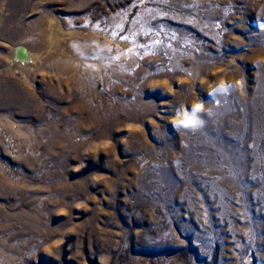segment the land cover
Returning <instances> with one entry per match:
<instances>
[{
	"label": "rangeland",
	"instance_id": "374dc122",
	"mask_svg": "<svg viewBox=\"0 0 264 264\" xmlns=\"http://www.w3.org/2000/svg\"><path fill=\"white\" fill-rule=\"evenodd\" d=\"M263 138L264 0H0V264H264Z\"/></svg>",
	"mask_w": 264,
	"mask_h": 264
},
{
	"label": "bare ground",
	"instance_id": "6f19581e",
	"mask_svg": "<svg viewBox=\"0 0 264 264\" xmlns=\"http://www.w3.org/2000/svg\"><path fill=\"white\" fill-rule=\"evenodd\" d=\"M45 23H46L45 27L43 28L42 32H40V34H39V39L40 40L44 39V40L48 41L49 43H51L50 42L51 40L58 41L55 37V36H58V32H54L53 28L51 30L50 27L55 26V27H57L58 30L59 29L61 30L60 26L58 25V24H60L59 20L54 16L47 17V19L45 20ZM66 31H67L68 35H70L72 37L70 39H66L64 41V43L59 45L60 46L59 51L56 52L55 54L50 55L47 58V60H46L47 64L48 63H52L55 65L65 64V65H69L71 68H74L73 65H76V63L78 65L77 60H79V58L76 56V54H75V56L78 58L76 60L74 59V57H72L73 59H71L70 56L64 55L65 52L67 51V48L69 49L68 51H70L71 53H77V54L81 55V57L84 58L85 60H86V58H89V55H91L90 53L97 51L96 47H93V49L89 47L92 44V42H95V43L98 42V41H96V39L94 37L87 36V34H82L80 32L75 33L76 31L73 27H71V29L66 30ZM78 33L81 35L78 36ZM59 39H61V38H59ZM89 42H91V44ZM21 53L25 54L23 51ZM96 54H97V52H95V55ZM221 85H224V84H221ZM199 106L200 105L196 104V105L191 106V108H189V109L183 107L180 110H177L176 113L171 116V122H173L175 124H179V125H188V124L197 123L200 115L198 116L196 114L195 110L197 108H200ZM254 129H255V127H254ZM226 164H227V162H226Z\"/></svg>",
	"mask_w": 264,
	"mask_h": 264
}]
</instances>
